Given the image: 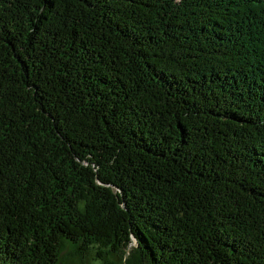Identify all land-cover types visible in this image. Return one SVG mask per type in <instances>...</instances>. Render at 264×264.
<instances>
[{"label": "trees", "instance_id": "1", "mask_svg": "<svg viewBox=\"0 0 264 264\" xmlns=\"http://www.w3.org/2000/svg\"><path fill=\"white\" fill-rule=\"evenodd\" d=\"M66 243L264 264V0H0V264Z\"/></svg>", "mask_w": 264, "mask_h": 264}, {"label": "rangeland", "instance_id": "2", "mask_svg": "<svg viewBox=\"0 0 264 264\" xmlns=\"http://www.w3.org/2000/svg\"><path fill=\"white\" fill-rule=\"evenodd\" d=\"M69 244L66 243V246L64 247V250L61 254L59 264H104L103 261L97 258L95 251L87 253L86 255H82L78 253L75 249H72L73 243ZM133 245H135V243ZM73 251H76L78 255L74 254ZM128 255L129 253L126 255V257ZM111 260L115 264H124V259L116 255H111ZM127 264L135 263H132L131 260H127Z\"/></svg>", "mask_w": 264, "mask_h": 264}, {"label": "bare ground", "instance_id": "3", "mask_svg": "<svg viewBox=\"0 0 264 264\" xmlns=\"http://www.w3.org/2000/svg\"><path fill=\"white\" fill-rule=\"evenodd\" d=\"M128 254V253H127Z\"/></svg>", "mask_w": 264, "mask_h": 264}, {"label": "water", "instance_id": "4", "mask_svg": "<svg viewBox=\"0 0 264 264\" xmlns=\"http://www.w3.org/2000/svg\"><path fill=\"white\" fill-rule=\"evenodd\" d=\"M129 253V252H128Z\"/></svg>", "mask_w": 264, "mask_h": 264}]
</instances>
